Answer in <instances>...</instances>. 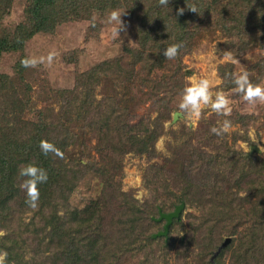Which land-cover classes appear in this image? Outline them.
Wrapping results in <instances>:
<instances>
[{"label": "trees", "instance_id": "obj_1", "mask_svg": "<svg viewBox=\"0 0 264 264\" xmlns=\"http://www.w3.org/2000/svg\"><path fill=\"white\" fill-rule=\"evenodd\" d=\"M12 1L0 0V54L22 50L27 39L37 32L52 31L65 21L90 20L97 12L118 9L126 11L133 21L136 45L123 44L118 55L91 68V71L103 74L105 84L109 86V90L103 92L104 98L94 104L86 99L77 101L70 111L65 110L67 117L72 113L75 115V123L84 121L79 128L81 133L88 134L87 128H91L89 135L103 144L95 146L99 152L104 151V155L121 145L112 138L120 134L124 137L121 149L131 147L139 153L152 152L150 145L153 144L156 127L149 128V123L139 120L138 126L146 133L143 138H138L124 121L135 100L131 89L136 83L151 89L154 83L151 72L166 67L168 62L181 83L185 74L182 56L194 47L198 35L205 28L212 25L221 27L233 37L230 45L239 51L247 50L264 39V0H169V6H160L158 0H26L25 17L8 28L2 21L10 11ZM186 3L195 4L199 13L188 10ZM181 7L185 12L177 15V9ZM173 43H181L182 48L176 59L168 60L163 51ZM25 58L22 53L16 63L17 75L26 69L21 64ZM219 71L227 83L230 78L222 65ZM231 72L227 70V73ZM17 75L0 73V230L6 233L0 237V250L8 252L7 264H46V261L50 264H118L126 261L129 255H136L134 248L129 246L136 237L144 243L142 251L149 248L146 256L164 263L165 253L171 245L169 240H173L171 231L178 229L184 221L185 205L194 213L187 214L190 228L179 238L180 247H186L192 240H201L203 236H211L219 224L232 230L236 225L232 219L244 214L250 225L238 231L231 263L246 264L248 260L250 264H264V174L260 170H249L257 166L252 160L241 162L238 169L235 178L241 183L238 188L241 189L243 184L249 187L246 195L238 199L233 194L223 196L213 190L217 180L211 182L207 162H203L205 166L202 168L196 166L205 151L185 154L184 149H180L172 161L178 165L172 184L180 189L179 193L168 189L163 173L171 170L167 171L165 163L152 164L150 168L153 170L143 174L145 185L152 191L148 204L146 201L139 204L130 192L113 189L108 195H99L94 204H86L75 212L64 210L61 215L58 207L62 203L64 206L74 186L70 179L85 173L87 164L82 159L86 152L76 148L79 145L75 149L70 146L76 135L74 120L72 126L68 120L62 125H56L54 121L45 124L51 114L38 110V121L25 118L20 130L19 116L28 106L30 95L28 90L27 94L19 92V89L23 91L24 84L20 86L17 83ZM95 79L93 77L91 81ZM163 105L165 107V102ZM215 136L218 138L210 134L209 139L213 140ZM42 139L55 143L64 156H68V161L51 155L45 157L39 148ZM190 146L184 140L180 144V148ZM196 154L200 156L198 159L193 156ZM210 158L209 165L216 166L217 162ZM70 162L74 168L68 165ZM245 162L249 169H243ZM29 163L43 167L49 175L48 181L39 186L37 209L26 204V194L19 187L22 180L19 169ZM161 186L167 193L163 198ZM201 189H204L203 193ZM180 202H184V207L178 216L173 217L167 233L152 236L163 228L165 222V218L158 219L159 213L173 210ZM26 212L31 213L24 216ZM157 238L164 243L158 255L155 254L157 249L152 248ZM225 247L217 255L222 254Z\"/></svg>", "mask_w": 264, "mask_h": 264}, {"label": "rangeland", "instance_id": "obj_2", "mask_svg": "<svg viewBox=\"0 0 264 264\" xmlns=\"http://www.w3.org/2000/svg\"><path fill=\"white\" fill-rule=\"evenodd\" d=\"M25 1H12L10 11L3 16L2 22L6 27L12 28L25 17L23 11ZM110 12H97L90 20L81 19L59 23L52 31L35 33L27 39L22 50L5 51L0 54V73L9 75H17L16 63L22 53L27 58L30 56L47 57L51 51L57 54L51 67L41 64L35 68H26L16 76L17 83L24 84L23 91L19 89V92L27 94L28 90V95H30L28 106L19 116L20 130L24 125L23 119L29 118L38 121V110L51 114L45 124L54 121L56 125H62L61 123H68L66 121L68 120L72 126L75 115L73 116L72 113L71 117H67L66 109L70 111L72 109L70 107L77 104V101L83 102L86 99L94 104L95 101L104 98L103 92L109 90V86L107 83L105 84L103 74L99 71L93 72L91 68L104 59H110L115 54L118 55L123 44H129L132 47L136 45L134 29H132L133 21L126 14L122 16V20L127 26L126 32L122 31L120 38L112 39L113 25L106 22ZM198 36L194 47L182 56L185 74L181 83L172 72V64L168 62L165 64L167 68L160 67L151 72V77L154 79L152 90L146 88L144 84L137 83L131 89L135 100L133 99L132 104L129 102L131 106L124 121L130 125L128 129L138 138H143L146 133L144 128L138 126L139 120L143 119L144 123H149V128L156 127L154 141L150 145L151 153H139L131 147L121 149L120 147L124 145V137L120 134V136L112 138L119 141L121 145L119 144L112 152L105 151L104 155V151L99 152L95 146L103 144L97 142L94 136L89 135L91 128H87L88 134L81 133L79 128L84 121L79 120L75 123L74 120V124H77L74 125L76 135L70 146H74L75 149V146L79 145L76 148L86 152L82 160L86 162L87 167L84 169L85 173H79L70 179L74 186L64 206L62 207V203L58 207L61 215L64 210L75 212L86 204H94L99 195H108L113 192V189L130 192L139 204L145 201L148 204V200L152 197V191L145 185L143 174L147 171L149 174L153 170L150 168L152 164L165 163L163 165L168 167L167 171L171 170L166 171V174L163 173L168 182V189L172 188L174 192L179 193L180 189L172 184V178L176 168L178 170V165L172 161L176 157L175 153L180 149H184L183 153L185 154L205 151L201 159H198L200 156L197 154L193 155L195 159H198L195 164L202 168L205 166L203 162H207V166L211 170V182L217 180L213 190L222 193L223 196L233 194L238 199L246 195L249 187L243 184L239 189L241 183L235 179L241 162L254 161L257 164L255 168L249 169L247 161L243 169L260 170L264 174L262 165L264 151H261V149L264 150V103L257 102L255 105H251L245 102L242 95L234 92L235 85L232 83L231 77H228L230 78L228 81L226 80L229 83L227 84L223 81L219 71L220 65L223 66L226 73L228 69L232 70L231 73L247 71L254 84L264 85V39L257 41L247 50L239 51L237 47L230 45L232 36L219 26H209ZM178 75L180 76V74ZM93 77L96 79L91 81ZM201 78L211 81L213 93L223 91L229 96L233 108L231 115L227 117L218 115L212 112L210 107H206L203 110L202 118L195 124L186 121L179 114L173 120V113L179 112L178 105L184 88L193 79ZM28 84L30 85L29 89ZM166 97L168 98L166 99ZM225 119L231 121V131L218 136V138L215 136L216 138L213 140L209 139V135L213 134L211 128L220 127ZM147 130L150 131V129ZM183 140L184 142L188 141L191 146L180 148ZM158 144L159 148H157ZM239 153L244 157H241ZM209 157L217 162L216 166L209 165ZM64 158L67 162L68 156H64ZM68 165L74 168L73 163L70 162ZM159 188L162 193L161 198L166 197L165 189L162 186ZM203 192L204 189H201V193ZM190 212L194 213L193 209L185 205L184 221L178 229L174 228L171 231L173 240H169L171 245L165 253L164 263L161 260L152 259L150 255L146 256L149 248L145 252L142 251L144 243L136 237L135 241L129 244L130 248H134L136 255H129L126 261H121L118 264H232L233 251L236 246L235 238L239 236L238 231L250 225L247 217L242 214L240 217L232 219L236 221L232 233V230L223 228V225L219 224L211 236H203L201 240H192L186 247H180L178 245L179 238L186 234L190 228L187 221V214ZM30 213L26 212L24 216L30 215ZM227 236L230 237V240L225 244L226 247L222 254L213 255ZM162 247H164V243L161 238H157L152 244V248L157 249L156 255L161 252ZM249 262L246 260V264H250ZM46 264H50V261H46ZM104 264H113V262Z\"/></svg>", "mask_w": 264, "mask_h": 264}, {"label": "clouds", "instance_id": "obj_3", "mask_svg": "<svg viewBox=\"0 0 264 264\" xmlns=\"http://www.w3.org/2000/svg\"><path fill=\"white\" fill-rule=\"evenodd\" d=\"M160 6H169V0H158ZM187 9L193 13H199L195 4H187ZM185 8L181 7L177 9V15H183ZM126 14V11H120L114 9L107 16V23L113 25L111 29L112 39L120 38L122 31L126 32L127 26L122 20V16ZM182 48L181 43H173L166 47L163 51V55L168 60H174L180 53ZM56 52L51 51L47 57L30 56L21 61V64L25 68H35L38 65L46 64L51 67L55 58ZM226 76L231 77L232 83L235 85L234 92L242 95L245 102L251 105H255L257 102L264 103V85L254 84L250 80L249 73L242 71L240 73H226ZM213 84L207 78H201L199 80L193 79L188 86L183 90L182 98L179 102L178 109L179 115L184 117L186 121L191 124H195L203 116V110L206 107H210L211 111L223 116H230L233 108L232 102L228 95L223 91H217L213 93ZM232 129V123L230 120L225 119L220 127L211 128V132L217 136L227 134ZM39 148L41 153L47 157L49 155L64 159V152L56 146L55 143L50 142L47 139H42L39 142ZM159 148V144L157 145ZM261 151H264L261 149ZM19 176L22 178L19 187L26 194V204L33 209L39 207L40 201V185L48 181L49 175L46 169L40 167L34 163H29L26 166H21L19 169ZM6 233L0 230V237L5 236ZM8 252L0 250V264H7Z\"/></svg>", "mask_w": 264, "mask_h": 264}, {"label": "water", "instance_id": "obj_4", "mask_svg": "<svg viewBox=\"0 0 264 264\" xmlns=\"http://www.w3.org/2000/svg\"><path fill=\"white\" fill-rule=\"evenodd\" d=\"M179 114L178 111H175L173 113L172 119L175 120L177 118V115ZM184 207V202H180L178 204L175 205V207L173 208V210L168 211V212H160L158 219L161 218H165V222L163 224V228L161 230H158L157 232L153 233V236L156 235H162V234H166L168 231V227L173 219V217H176L179 215L180 211L182 210V208ZM230 240V237L227 236L225 238V240L223 242H221V244L217 247V249L215 250V252L213 253V255H216L219 250Z\"/></svg>", "mask_w": 264, "mask_h": 264}]
</instances>
